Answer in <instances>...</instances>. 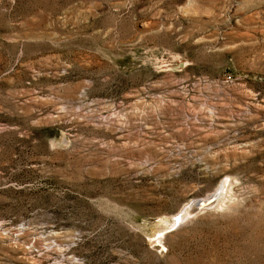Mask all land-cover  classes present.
I'll return each mask as SVG.
<instances>
[{"label": "rangeland", "instance_id": "rangeland-1", "mask_svg": "<svg viewBox=\"0 0 264 264\" xmlns=\"http://www.w3.org/2000/svg\"><path fill=\"white\" fill-rule=\"evenodd\" d=\"M0 264H264V0H0Z\"/></svg>", "mask_w": 264, "mask_h": 264}, {"label": "bare ground", "instance_id": "bare-ground-1", "mask_svg": "<svg viewBox=\"0 0 264 264\" xmlns=\"http://www.w3.org/2000/svg\"><path fill=\"white\" fill-rule=\"evenodd\" d=\"M221 188H222V187H220L219 190H221ZM220 193H221V191H219L218 195H216V198H218V197L220 196ZM204 203H205V200H203L202 202H199V203L197 204V206H198V207H199V206H202V205H204ZM197 206H196V207H197ZM192 211H193V205L184 208V209L182 210L180 216L175 220V222H176L177 220H178V221L183 220V219H184L187 215H189ZM174 225H175V224H174Z\"/></svg>", "mask_w": 264, "mask_h": 264}]
</instances>
